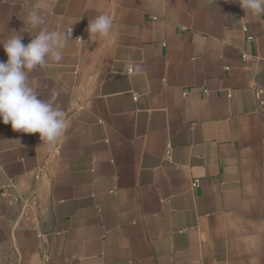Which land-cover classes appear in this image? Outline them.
<instances>
[{"label":"crops","instance_id":"0c3cea01","mask_svg":"<svg viewBox=\"0 0 264 264\" xmlns=\"http://www.w3.org/2000/svg\"><path fill=\"white\" fill-rule=\"evenodd\" d=\"M33 10L72 28L62 59L29 73L67 126L49 148L0 121V264H264V15L0 0V43H30ZM100 14L114 28L90 39Z\"/></svg>","mask_w":264,"mask_h":264},{"label":"clouds","instance_id":"9594fccd","mask_svg":"<svg viewBox=\"0 0 264 264\" xmlns=\"http://www.w3.org/2000/svg\"><path fill=\"white\" fill-rule=\"evenodd\" d=\"M239 3L251 15H264V0ZM24 22L37 29L30 43L24 44L22 35L16 32L0 43L8 58L6 62L0 61V121L10 124L16 132L39 133L43 146L46 143L50 148L67 126L65 113L53 102L39 98L40 94L29 83V73L49 60L62 59L61 50L71 39L72 28L62 33L41 27L44 20L35 10L28 13ZM113 28L112 18L100 14L89 20L87 31L90 39L93 35L110 38ZM128 70L132 71L131 65Z\"/></svg>","mask_w":264,"mask_h":264},{"label":"built area","instance_id":"2783aa9c","mask_svg":"<svg viewBox=\"0 0 264 264\" xmlns=\"http://www.w3.org/2000/svg\"><path fill=\"white\" fill-rule=\"evenodd\" d=\"M249 39H251V38H249ZM232 95L231 94H229V97H231ZM193 186L194 187H198L199 186V181H195L194 183H193Z\"/></svg>","mask_w":264,"mask_h":264}]
</instances>
